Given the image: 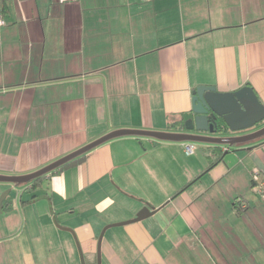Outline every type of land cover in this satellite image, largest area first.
I'll list each match as a JSON object with an SVG mask.
<instances>
[{
  "label": "crops",
  "instance_id": "0c3cea01",
  "mask_svg": "<svg viewBox=\"0 0 264 264\" xmlns=\"http://www.w3.org/2000/svg\"><path fill=\"white\" fill-rule=\"evenodd\" d=\"M0 15V174L116 129L180 131L200 85H250L264 104V0H0ZM185 143L114 138L34 200L0 182V264H86L77 241L93 264L103 229L146 207L105 232L106 264H264V138L221 146L212 167L214 145Z\"/></svg>",
  "mask_w": 264,
  "mask_h": 264
},
{
  "label": "water",
  "instance_id": "95a60500",
  "mask_svg": "<svg viewBox=\"0 0 264 264\" xmlns=\"http://www.w3.org/2000/svg\"><path fill=\"white\" fill-rule=\"evenodd\" d=\"M263 123L264 104L260 101L252 86L245 85L235 91L222 92L213 85H200L193 92L192 114L185 122V131L116 129L31 173L20 175L0 174V182L11 183L15 186L30 183L56 171L98 146L122 136L135 135L161 141L234 147L264 138V126L252 130ZM10 192L11 189H7L1 195L0 208H3V202L10 195ZM155 211L152 207H146L131 220L107 225L98 240V264H101L103 238L110 227L139 222L154 214ZM63 229L74 233L71 228L65 227Z\"/></svg>",
  "mask_w": 264,
  "mask_h": 264
},
{
  "label": "trees",
  "instance_id": "16d2710c",
  "mask_svg": "<svg viewBox=\"0 0 264 264\" xmlns=\"http://www.w3.org/2000/svg\"><path fill=\"white\" fill-rule=\"evenodd\" d=\"M186 117H187V115H183V117L178 122H174V125H171V128H175L177 125H179L177 128L180 131L186 130L185 129V122L189 118V117H187V118ZM213 148H214V151H215L216 154H215V158L211 162V166L210 167L214 166L218 161H220L222 159V157L224 156V154H225V152H224V150H222L221 146H214ZM229 148H232V147H229ZM85 155H83V156H81V157H79L77 159H74L73 161L67 163L66 165L60 167L59 169H57L56 171L51 172L48 175H53L54 173H57V172L61 171L62 169H64L65 167H67L69 165H73L75 163H78V162L82 161L84 159ZM48 175H44V176H42L40 178H37V179L31 181L30 183L24 184V185H28L29 186V191H31L34 194L33 197H32L33 200L38 197L35 193H36V191L39 188H41L43 186V182L45 181V178ZM8 199H9V196L7 197V199L4 200V204L5 205H6L7 201H8Z\"/></svg>",
  "mask_w": 264,
  "mask_h": 264
},
{
  "label": "built area",
  "instance_id": "2783aa9c",
  "mask_svg": "<svg viewBox=\"0 0 264 264\" xmlns=\"http://www.w3.org/2000/svg\"><path fill=\"white\" fill-rule=\"evenodd\" d=\"M67 1H75V0H67ZM5 24V19L2 15H0V28ZM185 153L191 155L196 151V144L192 142L185 143ZM226 150H229L227 148ZM253 177V188L255 191L262 197H264V176H262L261 171L255 169L252 174Z\"/></svg>",
  "mask_w": 264,
  "mask_h": 264
},
{
  "label": "rangeland",
  "instance_id": "374dc122",
  "mask_svg": "<svg viewBox=\"0 0 264 264\" xmlns=\"http://www.w3.org/2000/svg\"><path fill=\"white\" fill-rule=\"evenodd\" d=\"M196 148H197V144H196ZM22 185H24V184H22ZM22 185H20V186H22ZM15 187H17V186H15ZM121 222H123V221H121ZM115 223H119V222H114V223H110V224H115ZM115 228L113 227L112 229H115ZM106 242L107 241L104 240L103 241V245ZM77 245H78V248H79V251H80L79 253H80L81 259H83V261H85L86 264H90L89 258L87 257V254H86V247H85V245H83L80 241H77ZM92 245H93L92 246V259H93V264H98V257H97L98 256L97 255V251H98V239H96L95 241H93ZM101 264H106L105 258H104V254H103V250H102Z\"/></svg>",
  "mask_w": 264,
  "mask_h": 264
},
{
  "label": "flooded vegetation",
  "instance_id": "af4514ba",
  "mask_svg": "<svg viewBox=\"0 0 264 264\" xmlns=\"http://www.w3.org/2000/svg\"><path fill=\"white\" fill-rule=\"evenodd\" d=\"M264 126V123L263 124H260V125H258V126H256L255 128H253L252 130H256V129H259V128H261V127H263ZM243 133V132H242Z\"/></svg>",
  "mask_w": 264,
  "mask_h": 264
}]
</instances>
